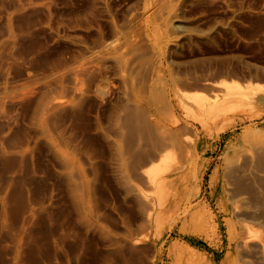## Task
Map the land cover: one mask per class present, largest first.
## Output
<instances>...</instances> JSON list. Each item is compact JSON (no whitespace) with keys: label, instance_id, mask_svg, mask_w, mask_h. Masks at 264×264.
<instances>
[{"label":"rangeland","instance_id":"1","mask_svg":"<svg viewBox=\"0 0 264 264\" xmlns=\"http://www.w3.org/2000/svg\"><path fill=\"white\" fill-rule=\"evenodd\" d=\"M0 264H264V0H0Z\"/></svg>","mask_w":264,"mask_h":264}]
</instances>
